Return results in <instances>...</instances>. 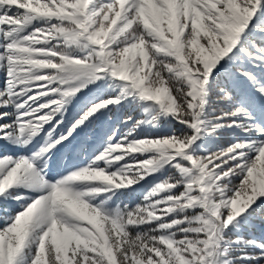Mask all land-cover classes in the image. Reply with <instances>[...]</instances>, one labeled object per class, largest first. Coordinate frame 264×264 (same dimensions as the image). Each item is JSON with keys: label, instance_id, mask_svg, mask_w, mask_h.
<instances>
[{"label": "trees", "instance_id": "obj_1", "mask_svg": "<svg viewBox=\"0 0 264 264\" xmlns=\"http://www.w3.org/2000/svg\"><path fill=\"white\" fill-rule=\"evenodd\" d=\"M209 2L205 21L223 24L220 13L227 19L218 39L209 31L207 41L195 43L189 23L179 34L180 47L167 54H155L154 38L141 17L131 15V25L114 47H118L117 60L129 59L145 75L136 83L141 96L122 82L80 99L64 113L60 134H68L70 125L78 123L67 135L71 154L83 160L74 168L91 166L99 152L116 149L112 155L117 166L111 175L118 185L107 194L113 198L109 206L114 217L105 219L120 228V240H110L99 230L98 237L93 232L84 236L82 231L78 243L65 254L56 250V241L43 233L44 227L33 226L22 243L14 241L16 250L7 261L19 259V253L22 264H128L129 260L214 264L207 254L212 250L217 264H264V191L256 189L253 181L264 159L256 148L264 146V112L254 102L259 88L264 91V1L253 17L247 14L253 8L252 0H231L229 8L215 0ZM216 7L219 14L213 12ZM242 12L246 15L243 21L252 24L250 31L240 41L235 32L226 38L224 29L233 21L241 24ZM161 18L168 23L166 17ZM164 36L169 40L171 32L165 31ZM222 36L226 42L220 48ZM140 45L143 55L141 50L135 57L127 52ZM220 55L223 64L218 61ZM161 84L169 100H157L156 105L151 101ZM163 107L168 111L164 113ZM5 114L0 112V121ZM146 119L152 123L150 128L143 123ZM199 126L202 135L197 141ZM162 141L170 142L172 148L156 145ZM135 144L144 147L129 149ZM182 144L189 149L187 162L177 155L176 148ZM2 151L0 146V155ZM206 184L212 210L193 200L205 191ZM10 188L0 191V238L4 240L13 236L17 226L14 221L6 223L7 215L19 217L25 211L11 201L22 195L20 187L16 193ZM237 197L243 198L239 208L230 205ZM218 218L225 221L212 243L211 230Z\"/></svg>", "mask_w": 264, "mask_h": 264}, {"label": "rangeland", "instance_id": "obj_2", "mask_svg": "<svg viewBox=\"0 0 264 264\" xmlns=\"http://www.w3.org/2000/svg\"><path fill=\"white\" fill-rule=\"evenodd\" d=\"M209 1L0 0V112L7 111L6 118L0 121L3 125L0 131V146L3 149L0 175L4 176V180L0 181V191L11 187L16 193V187H20L22 195L18 200L11 201L25 209L19 217H6V223L14 221L17 226H14L15 231L9 240L0 238V264L12 257L16 250L14 241L22 243L32 233L33 226L44 227L43 233L51 235L50 239L56 241V250L65 254L78 243L82 231L86 233L84 236L93 232L98 237L102 232L110 240H120V228L105 219L111 215L114 217L109 206L113 198L107 194L109 189L118 185L111 175L117 166L116 157L112 155L116 149L99 152L89 164L91 166L84 167V164L73 168L74 164L83 160L71 154L73 146H70L67 135L75 130L78 123L70 125L68 134H60L64 113L80 99L100 94L104 89H111L122 82L135 86L141 92L136 83L145 75L142 76L129 59L121 57L117 60L118 47H114L118 44V37L131 25V15L140 16L143 27L154 38L155 54H167L171 49L180 47L179 34L189 23L195 43L207 41L209 31L218 39L227 19L216 7L217 11L213 12L221 14L218 19L223 24L205 21L203 14L210 10ZM215 1L225 5V8L231 5V0ZM262 1L252 0L253 8H249L247 14L253 17ZM241 15H238L241 24L233 21L224 29L226 38L235 32L238 39L239 33L242 37L250 31L252 24L244 22L246 15L243 12ZM162 16L168 20L167 24ZM245 27L249 28L246 30ZM165 31L171 32L170 41L164 40ZM225 42L222 36L219 47ZM233 47L234 44L230 49ZM138 51L143 55L141 45L127 52L135 57ZM222 58L220 55L218 61ZM142 98L147 99V96ZM162 99L169 100L168 90L163 84L151 102ZM254 102L260 103L258 107L264 112V107H260L264 106V91L261 88ZM163 111L168 109L163 107ZM143 123L146 128L152 124L150 119ZM195 133L198 141L202 135L200 126ZM156 145L172 148L168 141ZM142 146L144 144H135L129 149H140ZM260 147L256 146L260 155L264 156V146ZM176 151L182 158L181 162L189 161V149L184 144ZM261 163L262 168L253 173V181L256 189L264 191V159ZM203 192L194 195L193 200L198 202L197 205H207L212 210L213 200L207 184ZM242 202L243 198L237 197L227 203L239 208ZM224 221L218 218V223L211 230L212 243ZM18 254L19 259L5 264H22ZM207 254L217 264L218 258L213 257V251L209 250ZM128 264L148 262L129 260Z\"/></svg>", "mask_w": 264, "mask_h": 264}]
</instances>
